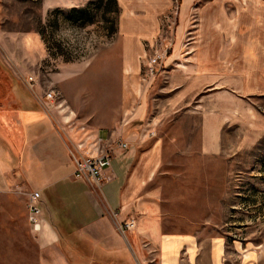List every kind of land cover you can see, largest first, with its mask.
Here are the masks:
<instances>
[{"label":"rangeland","instance_id":"1","mask_svg":"<svg viewBox=\"0 0 264 264\" xmlns=\"http://www.w3.org/2000/svg\"><path fill=\"white\" fill-rule=\"evenodd\" d=\"M0 63L56 144L112 152L138 130L135 247L121 227L119 261L72 264H264V0H0ZM8 184L0 264H31L28 197ZM149 217L158 240L135 234Z\"/></svg>","mask_w":264,"mask_h":264},{"label":"crops","instance_id":"2","mask_svg":"<svg viewBox=\"0 0 264 264\" xmlns=\"http://www.w3.org/2000/svg\"><path fill=\"white\" fill-rule=\"evenodd\" d=\"M7 77L8 70L0 63V78L7 80ZM1 80L0 87L5 85ZM13 82L16 87V81ZM10 100L14 104L12 107L8 105L7 95H0V205L6 202L2 198L10 181L21 183L20 188L27 197L33 192L39 194L40 228L34 230L30 222L29 227H25L37 248V253L29 262L72 264L94 260L101 263L119 261L121 249L119 241H113V232L121 230V223L140 208L132 201L135 186L129 179L132 160L125 157L126 149L117 147L116 143L111 164L102 171L104 178L100 182L74 178V163L69 153L71 148L67 142L55 143L60 133L55 131V122H47L44 107L21 90L19 93L15 91ZM9 115L15 121L16 131L13 134L7 125ZM137 135L138 130L128 125L121 138L129 144ZM212 151L215 152V149ZM82 152L95 154L96 150L90 147ZM9 169L15 173L9 174ZM54 216L58 222L53 220ZM3 227L0 225V229ZM159 228V222L149 217L138 225L135 234L158 240L162 235ZM127 231V241L133 248L135 238ZM116 239L119 240L118 237ZM78 245L86 248H78Z\"/></svg>","mask_w":264,"mask_h":264},{"label":"built area","instance_id":"3","mask_svg":"<svg viewBox=\"0 0 264 264\" xmlns=\"http://www.w3.org/2000/svg\"><path fill=\"white\" fill-rule=\"evenodd\" d=\"M157 57L152 59L155 62ZM47 98H52L53 93L50 91L46 94ZM88 137L85 138L83 142H80L74 149H69L70 156L74 163V171L72 175L74 178L84 179L88 182H100L104 177L102 171L109 167L112 160V152L110 150L97 149L96 153L91 154V152H82L81 148L87 141ZM95 143L101 142V137L97 136L94 138ZM128 144L124 140L117 142V147L121 149L127 148ZM37 192L29 194L28 197V220L32 225L34 230H39L42 218L40 217V208L36 204ZM135 224L133 219L124 221L121 227L129 230Z\"/></svg>","mask_w":264,"mask_h":264},{"label":"flooded vegetation","instance_id":"4","mask_svg":"<svg viewBox=\"0 0 264 264\" xmlns=\"http://www.w3.org/2000/svg\"><path fill=\"white\" fill-rule=\"evenodd\" d=\"M0 80H1V78H0ZM1 81L2 82L4 81L5 85L0 87V95L2 97H4L5 95H7V97H8V105H9V102H11L10 98L15 93V90H14V87H15L14 86V82H13V79L12 78H9V75L7 77V80H3V78H2ZM12 106L9 105V107H12ZM7 125H8V128H9V132L13 134L14 131H16L15 121H14V118L13 117H10V115H9V117L7 119Z\"/></svg>","mask_w":264,"mask_h":264}]
</instances>
